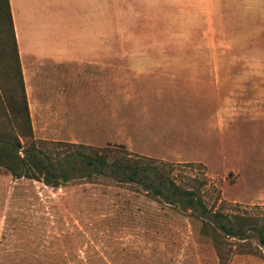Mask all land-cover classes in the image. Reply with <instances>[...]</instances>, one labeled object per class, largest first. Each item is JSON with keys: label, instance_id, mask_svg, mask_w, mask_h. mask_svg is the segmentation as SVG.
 <instances>
[{"label": "rangeland", "instance_id": "1", "mask_svg": "<svg viewBox=\"0 0 264 264\" xmlns=\"http://www.w3.org/2000/svg\"><path fill=\"white\" fill-rule=\"evenodd\" d=\"M62 2L46 48L101 51L102 96L69 72L75 137L33 134L35 147L51 161L108 149L109 161L156 167L194 191L209 220L264 222V0H90L88 31L83 0ZM2 94L0 135L13 136ZM75 160L58 188L0 169V264H264V250L201 236L183 206L127 174Z\"/></svg>", "mask_w": 264, "mask_h": 264}, {"label": "trees", "instance_id": "2", "mask_svg": "<svg viewBox=\"0 0 264 264\" xmlns=\"http://www.w3.org/2000/svg\"><path fill=\"white\" fill-rule=\"evenodd\" d=\"M10 84L17 85L19 93H12ZM0 86L6 104V115L12 130L16 131L13 136L8 133L0 135L1 170L16 179L37 180L46 186L58 188L68 181L73 170V166L66 162L67 158L74 157L76 163L82 161L99 174H103L105 168L123 176L127 174L129 182L142 185L148 194L151 193L152 199L164 197L166 203L174 205L177 211H180L179 205L183 206L181 212L184 211L193 228L197 227L201 236L210 238L215 243L221 238L235 239V245L241 250L246 249L249 254L264 250L263 221L238 215L226 217L219 212L209 215V220L208 214L211 212L206 211L201 198L194 191L181 189L172 180L164 179L156 167H144L130 161H109L106 159L108 149L101 153L95 151L94 157L70 153L62 161H51L35 147L9 0H0ZM22 139L32 142L24 147ZM151 176L158 179L157 185L144 181L151 179Z\"/></svg>", "mask_w": 264, "mask_h": 264}, {"label": "crops", "instance_id": "3", "mask_svg": "<svg viewBox=\"0 0 264 264\" xmlns=\"http://www.w3.org/2000/svg\"><path fill=\"white\" fill-rule=\"evenodd\" d=\"M59 1V2H57ZM63 0H9L17 50L21 64L22 78L32 123L33 134L38 137H75L71 123L75 120L70 107L79 102V97L71 96L67 86L71 73L83 75V78L94 80V95L102 96V53L93 50L83 52L79 57H71L68 49H63L62 42L56 44L58 49L48 50L49 43L44 34L58 19L61 22L60 5ZM59 3V4H57ZM58 7L57 12H51V6ZM100 8V3L98 4ZM90 0H83L82 10L84 25L89 21ZM57 31L61 36L62 29ZM70 34V29L65 28ZM87 37V34H86ZM40 41L41 43H39ZM71 67V68H70ZM73 70V71H71ZM92 70V72H88ZM97 82V83H96ZM92 85V83H90ZM81 96V95H80ZM113 127L116 125L111 121ZM111 129V127H110Z\"/></svg>", "mask_w": 264, "mask_h": 264}]
</instances>
